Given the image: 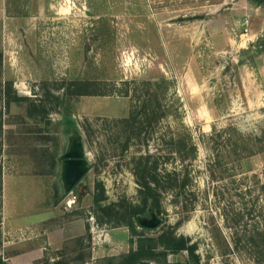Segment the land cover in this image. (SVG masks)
Wrapping results in <instances>:
<instances>
[{"label": "rangeland", "instance_id": "374dc122", "mask_svg": "<svg viewBox=\"0 0 264 264\" xmlns=\"http://www.w3.org/2000/svg\"><path fill=\"white\" fill-rule=\"evenodd\" d=\"M256 5L6 0L0 257L6 239L12 264L74 258L88 225L91 247L81 252H128L130 227L102 222L99 195L104 206L140 211L135 224L156 219L149 237L172 229L196 243L202 264H264V35L251 30L264 32V14ZM9 87L25 99L8 103ZM76 145L86 171L73 189L66 155ZM144 166L159 173V211L140 193Z\"/></svg>", "mask_w": 264, "mask_h": 264}, {"label": "trees", "instance_id": "16d2710c", "mask_svg": "<svg viewBox=\"0 0 264 264\" xmlns=\"http://www.w3.org/2000/svg\"><path fill=\"white\" fill-rule=\"evenodd\" d=\"M257 1L259 4L264 3V0ZM1 66L2 53L0 52V67ZM74 84H78V81H76ZM7 92L8 103L11 101L20 102L25 99L24 97H20L16 94L13 95V93H11V87L7 89ZM144 111H146V109ZM30 115L33 116V112H30ZM154 119H157L156 116ZM139 120V115H137L134 118V121L137 122ZM73 126L79 135L76 125L73 124ZM154 170L156 171V168ZM139 173L138 183L141 186V195L144 196L146 199L145 201H151L152 212L159 211L161 194L157 190V187H155L160 184V177L158 176L159 173H152V170H150L147 166H144ZM102 201L103 198L99 195L94 198L97 211L104 213V220H102V222L113 223L115 227H130L132 234L130 239V250L119 255H108L101 257L93 263L90 262L92 257L91 252H89L87 255L85 252H81L83 249L91 247V244H86L87 241L89 243L92 241V235L89 233L90 229L88 225V233L85 236L76 239L77 247L74 249V252L78 251L76 257L71 259L60 258L53 261L44 260L39 264H202L201 256L198 253V245L196 243H191L190 239L176 235L172 229H167L159 233L157 237H149L144 231L150 229V227L141 224H135L133 220L134 214L138 215L140 211H117L110 206H104ZM138 227H142V230H139ZM183 251L187 252L185 261H169L170 255L179 254ZM0 264L10 263L8 260H4L2 257H0Z\"/></svg>", "mask_w": 264, "mask_h": 264}, {"label": "water", "instance_id": "95a60500", "mask_svg": "<svg viewBox=\"0 0 264 264\" xmlns=\"http://www.w3.org/2000/svg\"><path fill=\"white\" fill-rule=\"evenodd\" d=\"M66 157L68 158V163L65 176L69 187L73 188L85 174L84 160L81 158L82 152L78 149L77 145L74 150L66 155ZM142 224L148 227L157 226L156 219L143 221Z\"/></svg>", "mask_w": 264, "mask_h": 264}, {"label": "crops", "instance_id": "0c3cea01", "mask_svg": "<svg viewBox=\"0 0 264 264\" xmlns=\"http://www.w3.org/2000/svg\"><path fill=\"white\" fill-rule=\"evenodd\" d=\"M5 9H6V0H0V16L3 15V12L5 11ZM253 10H254V13H256L259 16L261 14H264V3L262 5H260V6H258V7L256 5L255 7H253ZM251 30H252V33H253V37H255V36L258 37V36L264 35V32L263 31H260L259 29L258 30L257 29L255 30L254 28L251 27ZM247 35H250V33H248ZM5 210H6V206H5V203H4V222H5V224H7L8 223V219H7V215L5 214ZM85 229H86V226H85ZM8 243H9V241L6 240V239L3 241L2 254H4L3 255V259L4 260H8L12 264L13 263L12 256L6 253V251L8 249V246H7ZM0 254H1V251H0ZM43 254H44V252L41 251L40 252V256H42ZM106 255H111V253L109 252V250H107V249L104 250L102 247H97V249L94 252L92 258L98 259V258L104 257ZM26 257L29 258V255L26 254Z\"/></svg>", "mask_w": 264, "mask_h": 264}]
</instances>
